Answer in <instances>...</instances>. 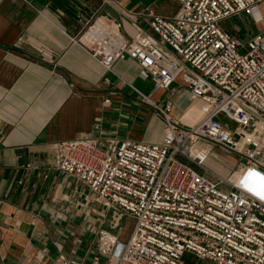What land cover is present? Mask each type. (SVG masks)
<instances>
[{"label": "built area", "instance_id": "built-area-1", "mask_svg": "<svg viewBox=\"0 0 264 264\" xmlns=\"http://www.w3.org/2000/svg\"><path fill=\"white\" fill-rule=\"evenodd\" d=\"M262 6L264 0H178L171 15L147 6L149 28L132 21V36L105 15L86 22L76 40L108 72L132 58L154 89L169 90L180 76L185 83L165 100L131 85L162 116L160 142L103 145L86 135L57 144L60 171L133 219L126 241L99 230L94 264H181L185 252L212 264H264V28L242 38L222 24L243 12L262 22ZM183 97L204 106L192 123L174 114ZM214 145L240 159L229 176L206 164Z\"/></svg>", "mask_w": 264, "mask_h": 264}, {"label": "crops", "instance_id": "crops-1", "mask_svg": "<svg viewBox=\"0 0 264 264\" xmlns=\"http://www.w3.org/2000/svg\"><path fill=\"white\" fill-rule=\"evenodd\" d=\"M147 6L171 15L178 0H0L1 264H61L60 255L68 264H94L102 226L84 215L92 192L58 169L57 144L86 135L103 145L160 142L164 121L131 86L151 91L142 88L135 59L118 60L108 72L76 38L99 14L120 20L132 36V21L149 28ZM167 92L176 98L184 89ZM204 110L183 97L174 114L192 123ZM213 151L221 161L210 155L206 163H219L221 171L210 166L217 174L238 169V156L218 145ZM193 254L185 252L181 264H212Z\"/></svg>", "mask_w": 264, "mask_h": 264}, {"label": "rangeland", "instance_id": "rangeland-1", "mask_svg": "<svg viewBox=\"0 0 264 264\" xmlns=\"http://www.w3.org/2000/svg\"><path fill=\"white\" fill-rule=\"evenodd\" d=\"M264 12V6H262ZM223 26L233 33H238L242 38L248 37V35L256 32L259 29L264 28V21L256 23L253 16L248 12H243L239 15L232 16L223 21ZM140 82L143 89L151 90L146 92V94H152L153 100H165L169 98L170 92L165 89H154V83L151 77L140 78ZM175 87H184L185 83L182 77H178L175 81ZM142 90V89H141ZM152 92V93H151ZM211 155L216 158V160L221 161L215 151H212ZM221 158V157H220ZM207 165L215 168L214 170L221 171V166L219 163H206ZM216 170V172H218ZM259 181H256L253 186L258 188ZM89 200H84V215L85 217H92L91 222L99 224L102 226L101 229L110 231L111 233L117 235L120 233H129L133 226V219L130 215L123 213L116 208H106L102 202L96 199V195L91 193ZM118 236V235H117ZM194 255V254H193ZM196 257V255H194Z\"/></svg>", "mask_w": 264, "mask_h": 264}, {"label": "bare ground", "instance_id": "bare-ground-1", "mask_svg": "<svg viewBox=\"0 0 264 264\" xmlns=\"http://www.w3.org/2000/svg\"><path fill=\"white\" fill-rule=\"evenodd\" d=\"M255 14H256L258 17H260V16H261V13H260V11H259V10H255Z\"/></svg>", "mask_w": 264, "mask_h": 264}]
</instances>
